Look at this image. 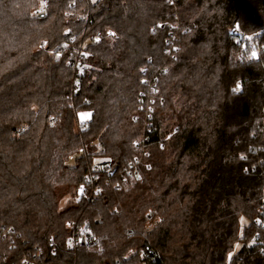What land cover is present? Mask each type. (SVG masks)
I'll return each instance as SVG.
<instances>
[{"label": "trees", "instance_id": "trees-1", "mask_svg": "<svg viewBox=\"0 0 264 264\" xmlns=\"http://www.w3.org/2000/svg\"><path fill=\"white\" fill-rule=\"evenodd\" d=\"M98 30L74 91L66 49ZM145 134L151 168L115 187ZM98 142L117 171L92 199ZM262 209L264 0H0V264H264ZM70 220L96 240L68 250Z\"/></svg>", "mask_w": 264, "mask_h": 264}, {"label": "built area", "instance_id": "built-area-1", "mask_svg": "<svg viewBox=\"0 0 264 264\" xmlns=\"http://www.w3.org/2000/svg\"><path fill=\"white\" fill-rule=\"evenodd\" d=\"M102 36L103 32L98 30L94 33L89 34L82 42L74 44L70 48L66 49V62L72 72V84L74 91H78L80 89L81 80L86 72V69L88 68V59L92 57V54L89 53L87 49V45L98 42ZM138 98L139 99L137 109L142 114L143 120L148 121L151 117L150 101L146 99L143 92H140ZM52 121L53 119H50V122ZM87 122L88 120L80 121L77 117L76 126L78 130L84 129L87 125ZM148 130H150L149 127ZM151 143V137L146 134L139 138H136L133 141V146L136 149L137 154L131 161H129L126 165H123L121 169L117 172L119 182L115 184V187H118L122 183L140 180L143 176L144 171H147L151 168ZM96 149L98 152L103 151V146L100 142L96 143ZM112 168L113 167L111 166V164L107 162H92L90 165L89 172L85 177V183L78 187V192L80 194H84L89 191L90 198L94 199L100 191V187L97 185V182L99 180L98 175L103 173L109 174ZM81 189L83 190L81 191ZM98 189L99 191H97ZM260 212L261 214L255 218L254 222L258 227L264 229V209H262ZM67 227L70 230V234L66 239V246L67 249L70 251L75 252L78 247L87 244L93 239H95L93 237L92 231L85 225H78L75 221L70 220L67 222ZM251 243H259L258 234H255L252 237ZM51 244L52 241L50 240V245ZM41 255V251H38L35 254H25L22 257V263L52 264L51 261L41 259Z\"/></svg>", "mask_w": 264, "mask_h": 264}, {"label": "rangeland", "instance_id": "rangeland-1", "mask_svg": "<svg viewBox=\"0 0 264 264\" xmlns=\"http://www.w3.org/2000/svg\"><path fill=\"white\" fill-rule=\"evenodd\" d=\"M43 2L42 1H40V3L38 4V6L33 10L34 12H37L39 9H41L42 8V6H43ZM106 33H110V30H107L106 31ZM249 37H251V39H248ZM239 40H240V42H241V44L243 45V44H245V43H248L247 44V46H248V48L250 47V48H255V46H258V44L256 43V42H254L253 40V37L251 36V35H249V34H245V35H241L240 37H239ZM257 45H256V44ZM45 45H46V40H42L41 42H40V45H39V48H44L45 47ZM55 48L56 47H52V50H50L49 51V53L50 54H54L55 53ZM253 51V50H252ZM255 51L257 52V54H259V52H260V49H255ZM67 61V60H66ZM82 114V115H81ZM90 114V112H87V111H81V112H79L78 114H77V117H78V119L80 120V121H83V120H85L86 118H89V115ZM167 138V137H166ZM104 160V158H103V156L102 155H100L99 153H98V151H97V149H96V153L93 155V159H92V161L93 162H101V161H103ZM73 162H74V156H71L68 160H67V164H69V165H71V164H73ZM138 181V180H137ZM137 181H130V182H127L128 184H135ZM126 184V183H125ZM66 204H67V197H63V198H61L60 200H59V202H58V208L59 209H63L65 206H66ZM247 223V220H246V218L245 217H241L240 218V228H239V232L240 233H242L243 232V228H244V225ZM150 226H152V225H148L147 227H150ZM93 240H96V239H93ZM241 247H242V242L241 241H237L235 244H234V246H233V249L231 250V252H230V255H229V258L231 257V256H233L234 254H236L240 249H241Z\"/></svg>", "mask_w": 264, "mask_h": 264}, {"label": "water", "instance_id": "water-1", "mask_svg": "<svg viewBox=\"0 0 264 264\" xmlns=\"http://www.w3.org/2000/svg\"><path fill=\"white\" fill-rule=\"evenodd\" d=\"M43 15V14H41ZM235 25H236V17L233 19L232 21V26H231V30H230V33L233 34L234 31H235ZM117 170V166H114L111 171H110V175H113L115 173V171Z\"/></svg>", "mask_w": 264, "mask_h": 264}, {"label": "snow or ice", "instance_id": "snow-or-ice-1", "mask_svg": "<svg viewBox=\"0 0 264 264\" xmlns=\"http://www.w3.org/2000/svg\"><path fill=\"white\" fill-rule=\"evenodd\" d=\"M114 35V34H113ZM248 39H251V37H249ZM251 56L253 57V58H255L256 56H257V52L255 51V50H253L252 51V53H251ZM57 58H59V56H58V54H57ZM234 91H240V87H239V85L237 86V88L234 90ZM82 115V114H81ZM90 115V114H89ZM83 189H81V191H82ZM97 191H99V189L97 190Z\"/></svg>", "mask_w": 264, "mask_h": 264}, {"label": "crops", "instance_id": "crops-1", "mask_svg": "<svg viewBox=\"0 0 264 264\" xmlns=\"http://www.w3.org/2000/svg\"><path fill=\"white\" fill-rule=\"evenodd\" d=\"M85 120H89V118H86Z\"/></svg>", "mask_w": 264, "mask_h": 264}]
</instances>
